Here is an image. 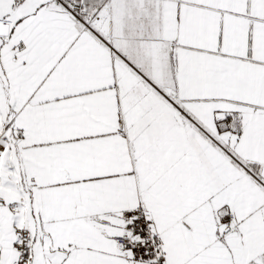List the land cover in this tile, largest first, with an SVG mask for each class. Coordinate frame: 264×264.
Instances as JSON below:
<instances>
[{
    "label": "snow or ice",
    "instance_id": "snow-or-ice-1",
    "mask_svg": "<svg viewBox=\"0 0 264 264\" xmlns=\"http://www.w3.org/2000/svg\"><path fill=\"white\" fill-rule=\"evenodd\" d=\"M0 264H264V0H0Z\"/></svg>",
    "mask_w": 264,
    "mask_h": 264
}]
</instances>
